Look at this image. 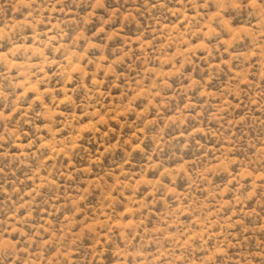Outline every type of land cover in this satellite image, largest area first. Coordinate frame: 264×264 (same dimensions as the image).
Returning a JSON list of instances; mask_svg holds the SVG:
<instances>
[{"label":"clouds","instance_id":"obj_1","mask_svg":"<svg viewBox=\"0 0 264 264\" xmlns=\"http://www.w3.org/2000/svg\"><path fill=\"white\" fill-rule=\"evenodd\" d=\"M0 264H264V0H0Z\"/></svg>","mask_w":264,"mask_h":264}]
</instances>
